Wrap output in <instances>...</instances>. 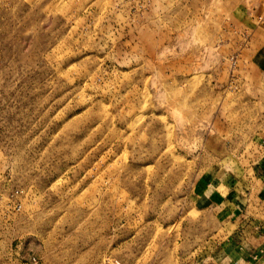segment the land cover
<instances>
[{"label":"rangeland","instance_id":"obj_1","mask_svg":"<svg viewBox=\"0 0 264 264\" xmlns=\"http://www.w3.org/2000/svg\"><path fill=\"white\" fill-rule=\"evenodd\" d=\"M262 158L264 0H0V264H231Z\"/></svg>","mask_w":264,"mask_h":264},{"label":"crops","instance_id":"obj_2","mask_svg":"<svg viewBox=\"0 0 264 264\" xmlns=\"http://www.w3.org/2000/svg\"><path fill=\"white\" fill-rule=\"evenodd\" d=\"M254 164L252 169L259 170L257 181L245 187L248 192L235 191L234 177L224 181L210 175L201 179L194 196L203 210L215 211V217L231 231L230 239L234 238L233 245L242 254L231 264H264V158Z\"/></svg>","mask_w":264,"mask_h":264}]
</instances>
